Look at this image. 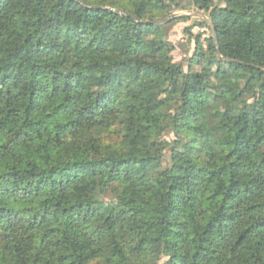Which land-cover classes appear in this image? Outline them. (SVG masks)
I'll return each instance as SVG.
<instances>
[{
    "label": "trees",
    "instance_id": "16d2710c",
    "mask_svg": "<svg viewBox=\"0 0 264 264\" xmlns=\"http://www.w3.org/2000/svg\"><path fill=\"white\" fill-rule=\"evenodd\" d=\"M183 2L0 0V264H264V0Z\"/></svg>",
    "mask_w": 264,
    "mask_h": 264
},
{
    "label": "rangeland",
    "instance_id": "374dc122",
    "mask_svg": "<svg viewBox=\"0 0 264 264\" xmlns=\"http://www.w3.org/2000/svg\"><path fill=\"white\" fill-rule=\"evenodd\" d=\"M184 5L186 10L177 12V15H183V14H190L193 12H196L194 10H191V0H184ZM192 17V16H189ZM193 23V18H191L188 21L185 22H178L171 28V40L175 43L177 46L174 51V56L177 61H184L186 59L187 52L186 51V44L188 43V36L184 33V28L186 26H189ZM193 32L196 33H202L203 39L209 36L210 31L206 27L199 28L195 27L193 29ZM195 48V41L193 40L190 45L189 51L192 53V51Z\"/></svg>",
    "mask_w": 264,
    "mask_h": 264
},
{
    "label": "water",
    "instance_id": "95a60500",
    "mask_svg": "<svg viewBox=\"0 0 264 264\" xmlns=\"http://www.w3.org/2000/svg\"><path fill=\"white\" fill-rule=\"evenodd\" d=\"M183 15H185V16H198V15H200L203 19L208 21V23L211 26V31H212L213 35L215 36V30H214V27L212 25V21L207 16H205L204 14H199L198 12H193V13H190V14H183Z\"/></svg>",
    "mask_w": 264,
    "mask_h": 264
}]
</instances>
